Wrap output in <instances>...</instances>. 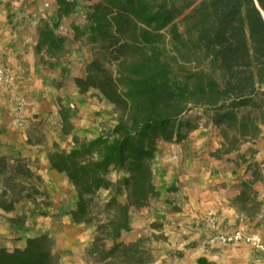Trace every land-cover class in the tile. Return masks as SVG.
<instances>
[{
	"label": "trees",
	"instance_id": "trees-1",
	"mask_svg": "<svg viewBox=\"0 0 264 264\" xmlns=\"http://www.w3.org/2000/svg\"><path fill=\"white\" fill-rule=\"evenodd\" d=\"M56 3L59 17L78 8V0ZM72 28V34L60 32L42 16L37 25L41 59L54 71L73 43L88 44L91 58L75 75V87L83 95L95 90L120 111L95 137L74 135L72 147L58 140L46 145L48 158L77 188L74 219L96 227L85 254L103 264H151L142 238L126 241L122 234L132 228V208L161 192L153 168L158 139L180 141L201 122L212 123L222 136L213 154L221 156L262 132L264 0H94ZM57 81L54 77L55 86ZM55 104L63 132L71 134L72 104L62 97ZM1 160L0 173L6 183L13 180V197L1 202L10 209L21 196L19 175L28 177V197L39 192L41 175L22 155L14 157L16 163L6 155ZM257 168L234 197L249 212L261 204L254 188ZM112 170L119 171L116 180ZM0 264H60V254L54 237L40 234L29 236L25 246H0ZM198 264L213 262L200 256Z\"/></svg>",
	"mask_w": 264,
	"mask_h": 264
},
{
	"label": "crops",
	"instance_id": "crops-1",
	"mask_svg": "<svg viewBox=\"0 0 264 264\" xmlns=\"http://www.w3.org/2000/svg\"><path fill=\"white\" fill-rule=\"evenodd\" d=\"M3 3L0 0V52L16 69L15 92L26 97L27 122L24 126L16 124L14 96L0 84V152L10 147L13 153L26 157L41 180H36L38 193L32 197L21 195L10 209L1 204L13 197L6 183L7 189L0 193V246H25L29 236L50 235L60 254V264H88L85 248L93 241L96 227L74 219L70 211L78 204L77 188L64 171L51 164L46 146L35 141L33 134L37 126L45 132L47 145L58 140L63 146L72 147L76 145L74 135L95 137L100 133V120L110 114L97 109L112 108L114 104L106 97L98 101L92 96L85 98L76 89L68 97L73 107V132L64 133L53 99V73L37 50V24L29 25L34 21L24 19L18 25L15 20L11 22ZM219 145V129L203 122L180 141L158 139L153 168L154 182L161 192L151 197L147 205L132 208V228L124 231L122 238H150L157 256L163 258L169 253L166 264H198L200 256L213 264H264V248L246 242L224 243L215 239L206 246L201 244L213 230L210 214L217 216L224 228L245 224L264 240V184H255L262 202L250 215L233 201L239 193L232 187L237 173L223 158L211 154ZM118 176L119 171L110 172L112 179Z\"/></svg>",
	"mask_w": 264,
	"mask_h": 264
},
{
	"label": "rangeland",
	"instance_id": "rangeland-1",
	"mask_svg": "<svg viewBox=\"0 0 264 264\" xmlns=\"http://www.w3.org/2000/svg\"><path fill=\"white\" fill-rule=\"evenodd\" d=\"M92 1L94 0H78V8L76 12L65 14L62 17L58 16L56 0H4L2 6L5 9V12L7 13L8 19L11 22L15 20L16 25H18L20 21L23 19L26 21L27 20L34 21V22H30L29 25H32L33 23L34 24L36 23L38 25L40 18L44 16L51 18L53 20V24L58 31L66 34H72L73 33L72 22L74 20L79 21L84 18L87 7ZM48 55L49 54H47L46 57H48ZM90 58H91V51L89 45L82 42H75L73 43L71 51L69 53L64 55L60 61L56 60L58 68L52 71L53 78L54 77L58 78V81L56 82L58 86L54 85L52 89L54 101H56L58 97H62L65 99L66 103H69L68 97L69 98L72 97V95L75 94L77 89L75 87L74 77L76 74H80L84 72V68L88 63V61L90 60ZM194 64L195 63H191L190 65H194ZM62 65L65 66L64 70H61ZM95 93L96 92L94 90L93 92H89L85 94L84 97L88 98L89 96H92V99L94 101L100 100L102 97L95 95ZM97 110L99 112L104 111L110 114L104 116L100 120L97 126L100 130L105 125L114 124L117 120V116L120 111L115 106L112 108L101 106ZM79 118L80 115H77V120ZM35 128L36 131L33 134L35 141H41L46 146L47 144L45 143V140L47 137L44 134L45 132L39 130V128L37 129V126ZM208 129L210 130L211 128ZM0 130L3 131L2 129ZM8 133L12 134L13 130H9ZM212 140H214V137L212 138ZM221 141H222V136L220 134V145L216 149L211 151L212 155H215L213 154L214 151H216L221 146ZM12 150L13 149L9 147L7 151L0 152V156L6 155L7 161H9L10 163H16L14 157L19 156L21 154L13 153ZM215 156L219 158H223L224 162L228 163L230 167L233 168L234 172L237 173V175L234 176L233 178L236 180L232 182V187L236 188L238 191H240V189L242 188L241 181L246 177L252 176L251 169L252 167L255 166L258 167L257 169L259 170V175H258L259 179L255 182V184L257 182L264 184V125L262 126V132L259 137L249 141L242 142L239 147L234 148L232 151L228 153H224L221 156H217V155ZM3 162H4L3 160L0 161V170L3 168L2 166ZM0 176H1L0 177L1 180L4 181L6 184L5 181L6 179L3 172L0 173ZM19 176L21 177V180H19V185L17 189L21 191L20 194L23 195L28 192V189L30 188L29 187L30 184L25 182L28 179L27 176L23 174H20ZM12 181L13 180L11 178L9 180V183ZM255 184H254V188H255ZM256 191L258 193V199L261 200L262 202V198L259 195V191L257 189ZM106 195L107 193H104V190L100 192V196L102 198L106 197ZM121 198L124 199L125 196L122 195ZM233 201L242 208L243 206L242 202L235 201L234 199ZM247 212L250 213V215L255 214L254 213L255 211L254 212L247 211ZM142 243L150 252L147 255L152 257L153 261L151 264H166L169 254L168 252H167V256L162 258L160 254L157 256L156 255L157 252L153 251L152 240L150 238L148 237L142 238ZM85 257L87 259L88 264H103V262L92 261V259L86 254Z\"/></svg>",
	"mask_w": 264,
	"mask_h": 264
},
{
	"label": "built area",
	"instance_id": "built-area-1",
	"mask_svg": "<svg viewBox=\"0 0 264 264\" xmlns=\"http://www.w3.org/2000/svg\"><path fill=\"white\" fill-rule=\"evenodd\" d=\"M0 84L5 85L8 91L14 96V120L18 126H24L27 122L26 97L15 92L17 87V72L2 52H0ZM6 189L7 185L0 178V193ZM208 220L213 230L202 241V245L206 246L211 241L218 239L224 243L246 242L255 248H264L262 235L254 232L247 225L237 224L235 227L227 229L222 227L220 219L214 214H210Z\"/></svg>",
	"mask_w": 264,
	"mask_h": 264
}]
</instances>
